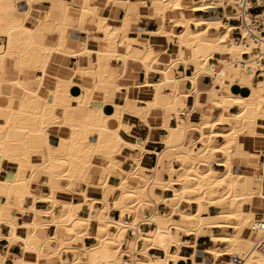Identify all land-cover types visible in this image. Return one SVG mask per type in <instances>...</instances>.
<instances>
[{
    "label": "bare ground",
    "instance_id": "bare-ground-1",
    "mask_svg": "<svg viewBox=\"0 0 264 264\" xmlns=\"http://www.w3.org/2000/svg\"><path fill=\"white\" fill-rule=\"evenodd\" d=\"M40 1L43 2L0 0V238L7 237L10 242L21 244L22 253L16 257L17 264H178L179 259H186L180 253L182 243L178 232L192 235L189 244L196 246L200 228L207 229L215 244L224 246L207 248L213 256L211 262H197L196 253L191 254L194 264H235L232 255H239L243 259L241 264H264L261 248L264 226L259 231L251 230L258 212L264 219V63L257 59L264 53V43L236 40L233 31L241 28L244 33L243 26L227 23L222 16L198 18L188 12L210 10L216 13V9L222 8L224 17L236 18L239 15L238 0H154L152 8L158 12L161 22L160 29L151 35H163L167 40L173 37L175 44L174 50L167 48L163 51L173 57L163 68L156 66L161 52L156 51L150 42L133 52L137 39L130 37L122 26L129 21L131 2L126 3L124 24L116 26L110 23L109 16L93 5L92 0H78L77 8L72 7L70 0H47L51 6L44 10L35 26H30L29 11ZM113 1L107 0L108 3ZM228 5H233L237 11L226 12ZM23 11L25 17L20 16ZM54 11L59 14L52 32L56 33L55 40L41 41L36 32H44L43 22L51 18ZM167 22L182 30H166ZM87 23L96 24L97 30L103 33V48L87 49V39L83 51H67L65 44L69 32L72 29L88 32ZM62 54L87 56L92 66L71 68L67 65L64 77L55 75L53 87H44L43 77H37L35 89L28 87L27 76L38 70L46 74L51 59ZM129 58L140 62L147 73L153 70L163 75L160 83L145 81L141 85H153L155 89L154 99L147 101L146 106L129 97L120 103L116 101V93L122 87L115 81L120 72L111 61L123 60L126 65ZM211 59L216 62L209 67ZM177 61L186 66L193 63L194 75L169 77ZM7 62L10 65H6ZM257 70H262V74L255 82ZM77 73L91 79L93 85L79 84L81 91L75 94L72 87L76 84L73 77ZM203 73L212 77V106L220 109V113L216 117L206 115L203 122L195 123L190 116L205 102L200 100L196 88L187 92L184 83L191 81L195 84ZM168 79H173L175 87L164 96L167 105L163 107L159 101L162 97L159 87ZM2 84H8L9 91H3ZM217 84L222 86L221 91L216 88ZM224 87L228 91H224ZM12 89H17L18 93L12 94ZM96 89L104 91V103L114 105L113 113L92 104ZM189 93L197 96L193 107L186 103ZM234 106L238 110H226ZM152 108L163 109L177 120L175 126L163 124L167 133L162 138L163 149L157 153L159 163L171 156L181 162L180 168L170 167V172L179 176L176 180L161 181L157 167H150L152 174L147 175L137 157H134L136 165L131 169L124 168L117 158L125 145L145 152L146 143L124 140L121 131L130 132L131 126L123 117L126 113H133L141 118ZM112 121L117 124L113 126ZM53 125L70 129L69 134L59 137L55 145L49 140V128ZM222 126L229 128L217 130ZM189 131H199V139L188 138ZM13 132L17 137L11 136ZM93 134L97 137L90 139ZM216 138H223L224 143L216 145ZM196 148H199L198 152ZM216 153H223L224 159H216ZM251 154L258 162L259 157H263V162L254 163L258 165L259 173L249 176L235 172L234 160L239 159L241 166L250 165L248 158ZM33 156L40 159L35 161ZM96 157L104 162L96 164ZM5 163L15 164L16 170L6 172ZM215 164L225 169L219 171ZM95 165L100 167V172L98 181L92 183L88 177ZM115 170L119 171L120 177L117 184H111ZM36 173L48 179L50 192L35 194L31 191L32 184L37 182ZM132 176L139 179L135 185L128 182ZM78 182L86 183L87 187L77 193L75 185ZM157 188L171 189L174 195L165 199L164 195L155 192ZM93 189L100 190L101 197H92L90 191ZM64 190L79 195L81 200L77 203L61 201L57 193ZM116 190L121 194L113 206L109 197ZM27 196L34 201L43 199L50 207L44 210L26 208L23 203ZM167 201H171L172 210L169 214H161L157 207ZM181 202L187 203L191 211L178 209ZM213 205L219 206L221 211L211 214L209 208ZM255 205L260 209H254ZM57 206L60 207L58 212L55 211ZM14 208L23 213H38V219L25 221L22 225L14 223ZM113 208L120 211L119 218L110 216ZM174 215H179L180 220H174ZM3 224L10 228L9 235L2 233ZM144 224L151 227L144 230ZM49 226L54 228L51 235L46 233ZM91 227L94 228L93 235L89 233ZM213 227L222 231L214 233ZM228 229L234 231L228 232ZM246 229L251 232L248 237L241 235ZM89 236L94 243L87 246L85 238ZM151 249H156L157 253H152ZM6 254L0 251V264H8ZM225 255L230 258L217 262Z\"/></svg>",
    "mask_w": 264,
    "mask_h": 264
},
{
    "label": "crops",
    "instance_id": "crops-1",
    "mask_svg": "<svg viewBox=\"0 0 264 264\" xmlns=\"http://www.w3.org/2000/svg\"><path fill=\"white\" fill-rule=\"evenodd\" d=\"M72 7L77 8L78 5L76 2L78 0H70ZM199 1V0H196ZM127 2H131V11L129 14V21L124 24L123 20L126 16V10H127ZM138 2V3H137ZM154 0H114L113 2L108 3L107 0H92L93 5L99 7L101 12L104 15L109 16L110 23L116 26H121L122 23L125 27V29L128 30V34L130 37L136 38V42L134 43V48H140L147 46L149 42L153 45L154 49L158 52H161V55L159 57L160 62L156 66L158 68H163L165 65H167L171 59L173 58L172 55H169L167 53H163L165 49L174 50L175 44H174V38L170 37L168 40L163 35H156L152 34V32H157L160 29V22L161 18L157 16L158 12L152 8ZM23 8H25V4L22 5ZM50 1L43 0L40 1L37 5H35L30 11H29V25L35 26L39 20L42 18L44 14V10L47 7H50ZM137 8V9H136ZM188 12L194 14L196 17L200 18H216V17H223L225 22L231 23V21H227V18L224 17L225 10L222 8L216 9V13L210 11V10H203V11H192L188 10ZM226 12L231 13L228 8H226ZM26 12H21L20 16L25 17ZM213 14V15H212ZM232 14V13H231ZM59 17V14L57 11H54L51 18L46 19L43 22V28L44 32L37 31L36 37L39 40H47V42L54 41L56 37V33H52L55 29L54 27V20ZM233 25H237L234 23H231ZM86 27L87 30H81V29H72L69 32V39L67 43L65 44V49L69 52H76L79 53L83 51L84 42L89 39V42L87 44V49L90 50H98L103 48L104 44V35L102 32L97 30L96 24H90L87 23ZM166 30L174 29L177 32H180L182 30L181 27H172L171 23L167 22L165 25ZM139 30V31H137ZM139 32V33H138ZM150 32V33H149ZM212 32H215L212 30ZM45 35V36H44ZM48 37V38H47ZM89 37V38H87ZM86 46V45H85ZM212 60V59H211ZM214 62L208 61V66H212L213 63L216 62V59H214ZM6 65H10V63H6ZM67 65L71 68L81 67V68H88L91 67V61L90 58L85 56L83 57L80 55L77 57L76 55H73L71 57L62 54V55H55L51 61L48 63L46 74L43 73V71L38 70L29 76H27V85L28 87L35 89L37 87V77H43V86L46 88H51L54 86V83L56 81L57 76L64 77ZM76 65V66H75ZM78 65V66H77ZM111 65L113 67H116L118 70L119 76L118 79L116 77L115 81L122 87L120 91L116 93V101L118 103L122 102V100L126 97H129L131 99L137 100L139 105L146 106L147 101L153 100L155 95V89L153 85L149 86H141L144 84L145 81H149L151 84L153 83H160L163 79V75L159 72H154L153 70H150L148 73L146 72L144 66L133 59H128L126 62V65H124L123 60H116L114 59L111 61ZM178 72L180 74H178ZM195 73V65L191 62L187 64V66L177 61L175 69L169 73V77L176 76L177 78H181L182 76L191 77ZM44 74V75H43ZM120 74L122 76H120ZM88 77H84L83 75L77 73L74 75L73 80L76 82V84L72 87V92L77 94L79 91H81V87L79 84L82 85H93V81L89 79ZM78 81V82H77ZM212 77L208 74H200L197 79L196 83H192L191 81H186L184 83V87L187 92L194 90L195 88L200 93V100L205 102V105L202 107L195 108L193 114H191L190 118L193 122H203L204 117L206 115H212L214 117L217 116V114L220 113V109L215 108L212 106L213 98H212ZM140 85V86H139ZM131 86V87H130ZM182 86V84H181ZM129 89H128V88ZM143 87V88H142ZM173 87H175V83L173 82V79H168L165 81L162 85L159 87L160 95L162 96L160 98V104L164 107L167 105V99L164 97L167 94H170ZM3 91H9V85L8 84H2L1 86ZM216 88L221 91L222 86L220 84L216 85ZM224 91H228L227 87L223 88ZM11 93L16 95L18 93L17 89H12ZM127 94V95H126ZM93 105L94 106H100L104 107L107 112L113 113L115 108L114 105L111 103H104L105 93L103 90L96 89L93 93ZM197 101V96L193 95V93H189L187 97V105L190 107H193ZM142 102V103H141ZM104 105V106H103ZM162 107V108H163ZM235 107L227 108L226 110L230 109L232 111ZM127 108L130 109L132 112V108L127 105ZM213 108V109H212ZM212 109V110H211ZM238 110V107H237ZM61 110L59 109V112ZM196 111V112H195ZM123 120L128 123L131 126L130 132L124 130L121 131V135L123 136L124 140L129 143H146L145 146V152L140 151L141 149L138 147L130 148L128 146L123 147V151L121 154L118 155V159L122 161V166L126 169H131L136 165V162L134 161V157L138 158L140 160V163L144 168V173L147 175H151V168H159L160 175L159 179L161 181H172L178 179V174H174L170 172L171 165L174 168H180L181 162L178 161L177 158L174 156H171L169 158H166L162 163H159V158L157 157V153L162 151V138H164L165 134L167 133L164 131L163 124H169L171 126L177 125V120L174 116L168 115L163 109L160 108H152L150 109L144 116L141 118L133 113H126L123 117ZM202 120V121H201ZM117 122L112 121V125H116ZM229 126H222L219 127L217 130H227ZM264 130V129H263ZM69 127L63 126V125H53L49 128V140L52 144H57L59 137H66L69 134ZM205 131H208V129H205ZM124 132V133H123ZM12 137H17V134L14 132L11 133ZM126 136V137H125ZM97 137V134H93L90 136V139H95ZM200 137L199 131H189L188 132V138H191L193 140H198ZM126 138V139H125ZM220 143V144H219ZM224 143L223 138H216L215 144L216 145H222ZM200 147L199 143L197 145ZM248 146V145H247ZM128 149V150H127ZM249 149L253 150V148L250 147ZM196 152L199 151V148L195 149ZM150 151V152H149ZM133 152V153H132ZM130 153V154H129ZM217 154V155H216ZM215 157L218 160L224 159L223 153H216ZM133 156V157H131ZM140 156V157H139ZM143 157V158H142ZM33 159L35 161H38L40 158L38 156H33ZM237 160V161H236ZM234 160V171L238 173H245L249 176H255L259 173V167L258 165L254 164L263 162V157H259V162L255 159L253 154H251L248 158L249 164H246L244 166L239 165L240 160L236 159ZM94 162L96 164H101L104 161L96 157L94 158ZM166 162V163H165ZM175 163H179V166ZM253 163V164H252ZM6 172H14L16 170V165L13 163H5L4 165ZM151 167V168H150ZM214 167L219 170L223 171L225 169L224 166L215 164ZM149 169V170H148ZM147 170V171H146ZM251 171V172H250ZM100 172V167L98 165L93 166L91 169V175L88 177V180L92 183H96L98 181ZM251 173V174H248ZM118 175H112L110 179L111 184H117L118 183ZM161 177V178H160ZM163 177V178H162ZM37 182L33 183L31 186V191L35 194H46L50 192V187L48 186V179L41 173H36ZM166 179V180H165ZM138 177L132 176L129 178L128 182L131 185H135L138 182ZM87 185L84 182H78L77 185H75V190L78 193L82 189H86ZM119 191V190H116ZM114 191L110 197L109 201L114 206L113 200V194L116 192ZM155 192L159 195H164L163 197L165 199H169L174 195L173 191L171 189L168 190H162L157 188ZM90 194L92 197H101L102 192L98 189H93L90 191ZM57 196L61 201H74L79 202L81 200V197L71 191H59L57 193ZM115 200V199H114ZM168 202V203H167ZM167 202H161L158 207L157 211H159L161 214H169L171 212V201ZM182 203V202H181ZM170 204V205H169ZM34 205V206H33ZM183 204H180L178 206V209L183 211H189L188 209H185V207L182 206ZM23 206L26 208L35 207L39 210H44L48 207H50V204L43 201V199H34L30 196H27L24 200ZM217 207L219 210L217 211ZM254 209L258 210L259 205H255ZM60 210V207L57 206L55 211L58 212ZM217 211V212H215ZM221 211V208L219 206H210L209 212L211 214H216ZM150 212L149 209H146V213ZM13 222L18 223L19 225H22L25 221L32 222L33 219H38V213L35 215L34 212L27 211L26 213L21 212L17 208H14L13 211ZM149 214V213H147ZM258 216L259 212L257 213ZM110 216L119 218L120 217V211L116 208H113V210L110 211ZM45 218V216H43ZM174 220H180L179 215H174ZM151 225H143L144 230H148ZM200 228L198 231V238L196 240V246H192L189 244V242L192 241L193 236L189 234H185L183 231L178 232V237L182 243L180 253L186 256V259H179L178 264H194L193 258H191V254L196 253V259L197 262L199 261H207L211 262L213 260L212 254L207 252V248L210 247H218L217 244H215L210 236L207 234V229ZM222 229L213 227L214 233H220ZM1 231L4 235H9L10 228L8 225L3 224L1 226ZM54 231V228L52 226H49L46 228V233L48 235H51ZM220 231V232H217ZM234 231V230H233ZM232 231V232H233ZM229 232V231H228ZM23 233V231H22ZM89 233L93 235L94 228L91 227L89 230ZM244 237H248L251 235L250 231H242L241 232ZM94 243V239L92 236L85 238V244L87 246H90ZM142 242H140V248H142ZM219 248V247H218ZM221 248V247H220ZM172 250H175V247L172 248ZM0 251L3 253H7V259L8 264H17L16 257L22 253V246L18 242H10V240L7 237H1L0 238ZM152 253H157L156 249L150 250ZM220 259H228V256H222ZM174 263L173 261H171ZM199 264V263H197Z\"/></svg>",
    "mask_w": 264,
    "mask_h": 264
},
{
    "label": "built area",
    "instance_id": "built-area-1",
    "mask_svg": "<svg viewBox=\"0 0 264 264\" xmlns=\"http://www.w3.org/2000/svg\"><path fill=\"white\" fill-rule=\"evenodd\" d=\"M230 11H237L233 5L227 6ZM239 15L236 18L227 19L230 21H236L237 24L243 26L244 33L241 28L233 31V37L236 40H245L253 43H264V0H238ZM248 56V54H245ZM259 61L264 63V53L258 56ZM262 70H257V78L262 74ZM260 215V214H259ZM130 218L127 217V220ZM262 215L258 216L255 222L251 225V230L259 231L264 226ZM147 225V224H144ZM264 251V242L261 245ZM232 260L235 264H241L243 259L239 255H232Z\"/></svg>",
    "mask_w": 264,
    "mask_h": 264
},
{
    "label": "rangeland",
    "instance_id": "rangeland-1",
    "mask_svg": "<svg viewBox=\"0 0 264 264\" xmlns=\"http://www.w3.org/2000/svg\"><path fill=\"white\" fill-rule=\"evenodd\" d=\"M77 5H78V7H79V4L78 3H76ZM229 10V9H228ZM231 23H234V24H237V22L236 21H231ZM221 31H223V29L221 30ZM216 32V31H215ZM231 35H232V32H231ZM233 36V35H232ZM215 60L214 59H212V60H210V62H214ZM260 78H256L255 77V79H254V81L255 82H257L258 80H259ZM233 110H237V107H235ZM58 111V113H60L59 112V109L57 110ZM217 155V154H216ZM118 158V157H117ZM176 165H178L179 166V163H175ZM183 171H185V170H182L181 172H183ZM118 173H119V171L118 170H115L114 172H113V175H118ZM119 177L120 176H118V179H119ZM121 194V191H116L114 194H113V200L112 201H114V199H116L119 195ZM181 204H183L182 206L183 207H185V209H188L189 208V205L187 204V203H185V202H182ZM219 210V208L217 207V211ZM189 211H191L190 209H189ZM217 211H215V212H217ZM260 215H262L261 213H259ZM221 231V230H220ZM220 231H217V232H220ZM228 231L229 232H232L233 231V229H228ZM245 231H250L249 229H246ZM241 235H242V233H241ZM242 236H244V235H242ZM219 248L221 247H223L224 245H217ZM225 256H228V258H230V255H225ZM217 262H222V259H219Z\"/></svg>",
    "mask_w": 264,
    "mask_h": 264
}]
</instances>
